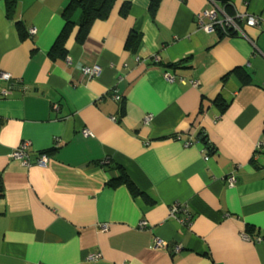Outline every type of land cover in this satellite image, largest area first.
<instances>
[{
	"label": "crops",
	"instance_id": "crops-1",
	"mask_svg": "<svg viewBox=\"0 0 264 264\" xmlns=\"http://www.w3.org/2000/svg\"><path fill=\"white\" fill-rule=\"evenodd\" d=\"M15 1L9 19L0 0V264H264V0H215L221 20L258 17L243 34L199 27L210 0L154 17L116 0L63 60L50 51L74 0ZM121 172L141 195L109 186Z\"/></svg>",
	"mask_w": 264,
	"mask_h": 264
},
{
	"label": "trees",
	"instance_id": "trees-1",
	"mask_svg": "<svg viewBox=\"0 0 264 264\" xmlns=\"http://www.w3.org/2000/svg\"><path fill=\"white\" fill-rule=\"evenodd\" d=\"M116 0H74L70 2L63 14L65 20V26L59 35L58 39L54 43L50 56L54 60H63L67 56V43L69 41V37L73 33V31L78 27L79 34L77 40L79 42H83L87 36L89 26L98 19L107 18L111 12V9ZM161 0H151L150 3V13L151 16L154 17L156 14ZM7 17L12 19L14 17L16 11V1L15 0H6L5 4ZM128 5H124L121 9V14H126ZM17 27L19 28L20 37L22 40H25L28 36L26 29L23 27L21 23H17ZM219 31H222L219 29ZM129 49H134L137 45V40L135 35H130L127 42ZM245 83L249 82V76L244 79ZM218 106H222L225 108L226 105L219 103ZM206 141V140H204ZM207 146V142L205 143ZM209 150H211V146H208ZM53 152V151H52ZM51 151L49 154L52 153ZM116 169H119L120 166L115 165L112 166ZM112 169V168H111ZM121 169V168H120ZM109 186L111 188H118L120 186H126L130 192L136 196L141 195V191L136 187L130 177L125 173L121 172L118 177H114L109 181ZM3 193V188L0 183V196ZM254 228L248 229L247 233L254 237Z\"/></svg>",
	"mask_w": 264,
	"mask_h": 264
},
{
	"label": "built area",
	"instance_id": "built-area-1",
	"mask_svg": "<svg viewBox=\"0 0 264 264\" xmlns=\"http://www.w3.org/2000/svg\"><path fill=\"white\" fill-rule=\"evenodd\" d=\"M212 6L210 9L206 10L205 12L201 13L198 16V24L199 27L203 30H205L206 32L210 33V32H214L217 29H221L222 31L225 32H240L241 34H243V29L240 27L241 23L243 21H247V23L250 26H257L259 24V19L256 16H252V15H246V14H237L235 17H224L222 20L219 17V10L216 6L215 0H210ZM36 34V30L32 29L30 31V35L34 36ZM160 59L157 57L156 58V62H159ZM68 63L72 64V62L68 59ZM82 73L87 76L89 79H95L97 77H99L102 73V68L98 65H94V66H85L81 68ZM0 80L1 81H10L11 80V76L7 73H3L0 72ZM193 85L196 86L198 85V82H193ZM10 94V90L9 89H5L2 91V95L7 96ZM118 98V97H117ZM152 120V117L149 116L147 118V122H150ZM84 133L86 135H88V131L85 130ZM29 146V143L27 141L23 142L21 144V146L19 147V149H17L13 156L15 158L18 159H22L23 162H25L26 164L29 163V160L26 158L27 154H26V150ZM45 158H42L41 160H39L40 164L45 163ZM229 181L231 183H234L235 179L233 177L229 178ZM180 212L185 213V217L183 219H181V222L190 224L192 222V216L191 214H189L187 207L180 203V202H176L175 204H173L171 206V217L177 218L178 214ZM146 223L144 222L142 225H145ZM157 245L155 246V248H160L162 246H164V244L161 241H157L156 242ZM175 251L180 252L181 251V247L176 246L175 247ZM102 258V254L101 253H97V254H91L88 256L87 260L91 261V262H95L99 259Z\"/></svg>",
	"mask_w": 264,
	"mask_h": 264
}]
</instances>
